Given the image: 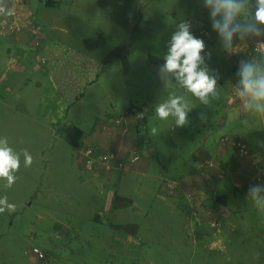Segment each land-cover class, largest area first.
Segmentation results:
<instances>
[{"label":"rangeland","instance_id":"obj_1","mask_svg":"<svg viewBox=\"0 0 264 264\" xmlns=\"http://www.w3.org/2000/svg\"><path fill=\"white\" fill-rule=\"evenodd\" d=\"M56 1V7L33 5L52 29L49 49L29 42L9 51L19 41L0 35V138L7 137L9 146L21 154L15 183L9 188L0 178V198L6 196L16 205L15 211L0 213V264H264V210L258 208L264 206V194H258V207L245 192L232 193L229 210L201 207L199 217L193 219L191 213L183 217L164 207L166 201L157 196L153 183L136 173L134 177L130 164L120 168L121 173L113 171L112 179L95 176L84 161V150L93 147L79 152L60 131L65 121L92 133L108 131L119 125L117 120L122 121L131 106L146 104L149 117L139 133L149 139L159 156L157 162L169 173L173 164L187 159L192 141L214 143L230 133L250 145L258 140L262 145L254 147L263 148L264 115H253L255 119L248 123L251 115L240 95L224 106L226 91L218 84L219 99L210 96L204 105L173 74L161 78L159 66L149 60V55L164 60L176 25L188 14L202 13L201 4L197 0ZM205 42L211 59H223L217 45ZM121 45L132 53L106 64L113 51L121 54ZM211 59L205 60L210 73L215 70L209 66L214 63ZM259 64L264 66V59ZM176 96L192 108L190 123L184 127H176L171 116L161 120L155 111L157 104ZM201 110L208 113L206 123L197 119ZM224 112L235 128L217 124ZM240 116L241 124L236 126ZM209 122H213L211 129ZM25 149L33 157L29 167L24 165ZM219 150L224 152L220 146ZM199 170L185 178L189 179L184 182L187 196L190 186L195 187L193 192L200 191L204 180L214 178L203 170L198 174ZM236 179L240 177L235 175ZM115 191L133 204L112 213L104 210L105 222L99 223L98 214L111 206ZM203 197L207 204L206 194ZM214 214L221 221L218 230L204 224ZM243 219L247 221L239 223ZM191 222L194 231L186 233L182 224L190 227ZM197 224L206 225L198 226L201 234L195 231ZM128 225H137L133 234ZM188 234L196 245L187 243ZM200 238L203 241L198 242ZM34 248L45 258H38Z\"/></svg>","mask_w":264,"mask_h":264},{"label":"clouds","instance_id":"obj_2","mask_svg":"<svg viewBox=\"0 0 264 264\" xmlns=\"http://www.w3.org/2000/svg\"><path fill=\"white\" fill-rule=\"evenodd\" d=\"M208 12L211 29L216 33L221 50L231 52L238 40L253 39L264 43V0H197ZM14 9L7 7L6 0H0V16L11 17ZM132 13H129L131 18ZM212 53L207 51L203 37L193 32V21L183 19L176 25L168 41L164 63L159 66V75L173 74L179 85L191 93L202 104L208 105L209 97L219 99L217 85L220 73H210L205 60L211 59ZM237 86L240 89L245 110L252 115H264V66L255 58H242L237 61ZM182 97H170L167 102L156 105L155 111L161 120L170 116L175 118L176 127H184L190 123L189 113L192 108L182 103ZM197 119L206 123L208 113L201 110ZM20 153L15 152L8 144L7 137L0 138V178L6 180V187H11L18 178L15 173L20 168ZM25 167L33 163L32 155L25 149L22 152ZM264 174V171L261 172ZM264 190V183H251L246 197L251 196L258 207V194ZM264 210V206L258 207ZM16 205L8 202L7 197L0 198V213L15 211Z\"/></svg>","mask_w":264,"mask_h":264},{"label":"crops","instance_id":"obj_3","mask_svg":"<svg viewBox=\"0 0 264 264\" xmlns=\"http://www.w3.org/2000/svg\"><path fill=\"white\" fill-rule=\"evenodd\" d=\"M27 4H28V8L29 11L32 14V17L35 21V23L41 27L42 29L45 30V47L46 49H49L50 45H52L53 42V33H52V29L50 28V26H46L45 21L43 19H40L37 15V13L33 10V5L37 6V3L40 4H44L46 5V1L47 0H26ZM186 19H190L193 21V32L196 36L199 37L198 33H197V29L198 27H201V24L203 22H206L210 28L211 25L209 23V19H208V14H206L205 16H200V15H196V14H188L186 16ZM29 33H26L23 38H18L15 37L12 40L14 41H19L18 43H14L12 46L8 47V50L11 51L12 47L15 45H25L26 44H30L29 42H32V38L29 39ZM205 41L206 38H204ZM211 43L212 45H217L218 49L221 51L219 52L222 56L223 59H218L216 61L215 59H211L212 61H214V63H209V66H213L215 70H218L220 73V80L218 82V84L221 87L225 88V95L223 96V101L225 103L224 106H227V101H228V94H229V90L231 89L232 85L237 78L236 75V71L237 68H235L232 64L231 61H229L226 57V54L221 50L220 47V42L219 39L216 35V33L213 32V38L211 39ZM45 49V50H46ZM43 52V51H41ZM59 92V89H58ZM56 98V96L54 97ZM56 107L59 106L61 107V104L56 103L55 104ZM228 111V109H226ZM226 111V112H227ZM226 112L223 113L221 119L224 117V115L226 114ZM229 115V114H228ZM251 116L248 117L249 122H251V120L255 119V115L253 116L252 114H250ZM227 116V115H226ZM220 119V120H221ZM218 121L217 124L221 125L222 127L226 125V127H228L229 125H231V122L229 120V118L227 117L226 120L222 121ZM228 120V121H227ZM139 121L138 119H136V116H127L125 118H123V122L121 124H119L118 126H113L110 127L108 129V131H103V130H97L95 133H92L90 131H85L84 129H81L84 131V137H83V142H82V148H87V147H93L95 148L98 152H101L100 149H97V146H100L102 148L105 149H110L115 151L118 155V158L122 159L124 162L125 161H130L131 157L133 155L136 154H140V160L137 163L131 164L130 163V168L129 171L132 175H134V173L139 174L140 176H142L145 180L152 182L153 184H151L154 188V190L157 191V196L159 198H161L162 200L166 201L164 202L165 206L167 207L169 206L170 208H173L175 210H177V212L181 213L184 217V215L190 214V210H189V205L187 202H185L184 200L181 199V194H183L188 188L185 187V183L186 181H188L189 179H185L187 177L184 178L185 175H187L188 173H192L196 168H198V162L199 160H201L202 158H206V157H211V158H219L222 157H228V159H232L231 161H235L237 164V169L238 171H241V174H238V177L240 178H246L248 176H251L252 172H253V168L251 165V158H242L240 156L237 155L236 151L234 152L232 148H228V150H224L225 152H222L219 150V140L218 139L216 142H212V141H201L200 143H195L194 141L191 142V145L189 146V153H188V157L187 159H182V161L175 165H172V171L173 173H169V171L166 169V167L164 166V164H161L158 159H156L157 153L156 151L152 148V144L150 141H148L145 137H143L142 135H140V127H139ZM209 129L212 128L213 126V122H209ZM233 126V125H232ZM250 127H253L252 124L249 125ZM233 128H235V126H233ZM255 130H258L257 128H255ZM97 136H99L98 139V144H96L97 142ZM247 142V141H246ZM249 144V143H248ZM262 145L258 140L255 141V145H250L251 149L254 152H258L261 153L263 155V163H264V146L263 148H258V147H254V146H259ZM81 148V149H82ZM77 151L80 152L79 149H76ZM103 153V152H102ZM224 157V158H225ZM126 164V163H125ZM128 165V164H126ZM127 170V169H126ZM92 171L94 172V175L97 177H104V178H108V179H112L113 178V171H118V173H121V171L119 170H107L104 168L103 164L101 163H96L92 169ZM124 171V170H123ZM174 176V177H172ZM125 177V176H123ZM122 177V178H123ZM135 177V175H134ZM179 177L181 178L180 181L182 183H184V185L181 183V188L179 189V191L177 192V195L170 197L167 195L166 189L164 187V179H169L172 180L173 178ZM192 176H190L191 178ZM131 180V178H129ZM185 180V181H184ZM223 185V184H222ZM195 189V187H189V190ZM221 191H222V186H221ZM264 191V190H262ZM260 192L261 194H264V192ZM247 192V190H242V192L240 193H245ZM239 194V192H237ZM114 195V194H113ZM121 195V194H120ZM124 196V195H122ZM127 197V196H125ZM166 197V198H165ZM169 197V198H167ZM113 198V197H112ZM129 198V197H128ZM112 201V199H110ZM167 200H171L173 204H168ZM110 206L106 207L104 210H107ZM246 219L241 220L239 223H244L246 222ZM105 220L102 222L104 223ZM226 220L224 221L225 224ZM193 226V222L190 223V227L189 225H187V223L184 225L182 224V227L186 230V233L189 232L190 230V234L191 232H193L194 230L191 229V227ZM197 227V226H196ZM200 229L197 228L195 231L199 232L200 234L202 232L199 231ZM209 238L210 239H214V237L210 234ZM185 237V235H183ZM188 240L187 243L192 244L194 242H192L190 240V235L188 234ZM181 237V236H180ZM203 241L202 238L198 239V242ZM176 242V241H174ZM216 243V241L214 242V244ZM198 244V243H197ZM194 245H196L194 243ZM179 251H183V250H179ZM178 252V251H177Z\"/></svg>","mask_w":264,"mask_h":264},{"label":"trees","instance_id":"obj_4","mask_svg":"<svg viewBox=\"0 0 264 264\" xmlns=\"http://www.w3.org/2000/svg\"><path fill=\"white\" fill-rule=\"evenodd\" d=\"M57 3L58 2L56 0H47L46 1V6H48V7H56ZM197 14L200 15V16H205L206 14H208V12L204 9V11L202 13H197ZM197 33H198L199 37L206 38V40L208 42H211V39L213 38V31H212V29L210 28V26L206 22H203L201 24V27H198ZM118 48L121 51V54L115 53L116 51H113L111 54H109L110 56H109V59L106 61V64H109V63H112L114 61L120 60V59H122V58H124V57H126V56H128L129 54L132 53V50L129 47L121 45ZM225 54H226L227 59L232 62L233 66L235 68H237V61L238 60H240L242 58H246L245 55L236 56V57H229L228 53H225ZM262 59H264V57L261 58L258 62H260ZM149 60L152 63H154V64H156L158 66H160V65H162L164 63V60H162L160 58H157L155 56H152V55H149ZM231 85H232V87L229 90L228 96H230L231 94H234L235 91L240 90L238 88V86H237V82L236 81L233 84H231ZM237 102H239V100ZM241 104L239 102V106H241ZM146 106H147L146 104H145V106H142V107L141 106L137 107V106L133 105L127 110V112L125 114V117L126 116H131V115L132 116L134 115V116L138 117L140 114H143L142 118L141 117L137 118L139 123H140L139 124L140 130H141V128L143 126H145V124L147 122V118L149 117L148 116L149 115V110L145 108ZM226 115L227 114L224 115L225 116L224 117L225 120L228 117ZM241 118H242V116H240L238 118V121L236 122V126L241 124V121H242ZM122 122H123V119H122V121L121 120H117L118 124H121ZM232 123L233 122H231V125H233ZM60 131H62L61 133H62L64 139L72 147H74L75 149H81L82 148V145H83L82 144V142H83L82 140H83V137H84V131L79 126H77V125H75L73 123H70L68 121H65L63 127L62 128L60 127ZM224 135H230L231 137H234V139H236L238 137H241V138H243V140H245L244 137H242L240 135H237V134H230L229 133V134H224ZM147 140H149V139H147ZM152 148H153V146H152ZM232 149L235 152V149L234 148H232ZM138 156H139V159L137 161H132L130 159V161L127 160V161H125V162L123 161V162L126 163V164L137 163L140 160V154L139 153H138ZM224 157H223V154H222V157L219 156L218 159L210 157L211 159H213V160H215V161H217V162H219L221 164L222 171L225 170V173H223L222 176L220 175L221 171L218 172V171L214 170L216 168H213V169L201 168L200 164L203 162L204 158L199 160L198 168H196V170L200 169L198 171V174H200L201 170H203L204 172L214 176V178H210L208 180H204L203 185H202V189H200V191L193 192L194 189L189 190L190 193H191L190 194L191 197L187 196L186 191L183 194H181V199L183 198L182 200H184L185 202H187L190 205L189 206L190 213L192 212V209L195 206H197V205L201 206L202 208L205 207L206 209L212 210V211H215V210L218 211L219 209H227V208L229 210L230 209L231 194L232 193L234 194V193H237V192H239V193L242 192V190H240V188H237L234 185V180H233L234 179V176H233L234 174H231L230 170L227 168V164L230 163L231 164L230 168H231V170L234 171V170L237 169V164L234 163V161H231L232 159L229 160L228 157H225V158ZM157 159H159L158 155H157ZM118 160H120V159H118ZM96 163H100V162H96ZM112 163H114V161H112ZM94 165L92 166L91 169H93ZM85 166H86V161H85ZM103 166L107 170H113V169L121 170L120 168H117V167L107 168L105 165H103ZM196 170L194 172H196ZM194 172L188 173L187 175L184 176V178L188 177V176H192L193 177V174H195ZM180 179L181 178H179V177L173 178L172 180L164 179L163 182H164V184H167L168 181L180 182ZM212 182H214V184H212ZM181 186L182 185L179 184V187L176 188L174 193H172V192H169L168 186L164 185V187L166 189V192H167V195L170 196V197H173V196L177 195V192L179 191ZM221 186H222V191H221ZM204 194H206V197H207V199H206L207 200V204H206V202L204 200L205 198L203 197ZM201 197L204 198V199H202V201H201ZM167 198H169V197H167ZM132 204H133V200L131 198L122 196L117 191H115L114 195H113V198H112V201H111V206L107 210H105V212H107V213L111 212L112 213L115 210L130 206ZM100 216H102V221H101V217ZM103 218H104V211H102V212H100V214H98V219H99L98 222L102 223L103 222ZM136 226L137 225H128L127 228L133 234L136 231Z\"/></svg>","mask_w":264,"mask_h":264},{"label":"built area","instance_id":"obj_5","mask_svg":"<svg viewBox=\"0 0 264 264\" xmlns=\"http://www.w3.org/2000/svg\"><path fill=\"white\" fill-rule=\"evenodd\" d=\"M6 5L9 8L14 9V15L11 17H3L0 16V35L7 36V37H18L25 35L26 33L31 34L32 42L35 46L39 48H43L45 44V37L41 35V28L35 23L31 12L29 11L28 4L26 0H6ZM230 57H236L245 55L248 59H253L259 61L261 58L264 57V43H257L255 40H238L235 42L234 48L231 52L228 53ZM240 90L235 91L234 94L229 96L228 103L231 100L237 99ZM245 99V98H243ZM227 103V104H228ZM241 103L244 106V103L241 98ZM245 107V106H244ZM138 117H143V114H140ZM219 146L227 150L228 148H234L237 155L242 158H251V165L253 168V172L251 176L246 178H240L234 180V185L240 190H247L249 184L251 183H264V174H261L264 171V163H263V155L258 152H254L249 144L243 140V138L238 137L234 139L230 135H223L219 140ZM84 156L86 161V167L91 169L92 166L96 162H100L101 164L105 165L107 168L118 167L122 168L126 164L123 161L118 160V156L115 154H99L96 149L94 148H87L84 150ZM139 159L138 154L135 155L131 160L137 161ZM114 161V163H112ZM228 165V164H227ZM201 168L213 169L219 168L221 171V176L225 173V170L222 171L221 166H218L217 161L211 159L210 157L204 158L203 162L200 164ZM231 167V165H230ZM229 166L227 168L230 170L233 176L241 174V171L238 170H231ZM169 192L174 193L176 188L179 187V184L176 182L168 181L167 184ZM191 197V196H189ZM201 206L197 205L192 209L191 215L193 219L195 217H199V213L201 212ZM194 215V216H193ZM215 214L207 221L206 224L209 228L213 230H218L221 227V221L219 217H214ZM197 220V219H196ZM204 224H197L198 226H204ZM216 233V232H215ZM34 253L40 259L45 258V254L39 249L34 248Z\"/></svg>","mask_w":264,"mask_h":264}]
</instances>
